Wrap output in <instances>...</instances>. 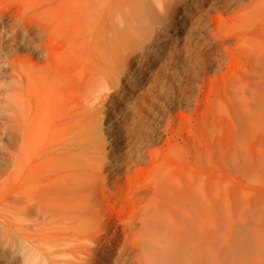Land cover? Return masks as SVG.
Wrapping results in <instances>:
<instances>
[{"label":"rangeland","instance_id":"374dc122","mask_svg":"<svg viewBox=\"0 0 264 264\" xmlns=\"http://www.w3.org/2000/svg\"><path fill=\"white\" fill-rule=\"evenodd\" d=\"M195 1L184 0L177 14L156 6L159 15L145 16L119 81L107 98L86 106L82 87L90 67L84 51L72 48L85 33L75 3L0 0V78L11 80L21 57L45 64L49 135L60 142L76 137L73 143L103 147L108 158L120 159L105 167V193L116 197L100 203L112 202L127 215L137 210L139 195L156 197L157 204L162 199L157 214H163L154 218L170 226L184 216L195 225L219 224L229 233L225 263L241 264L249 245L244 238L251 235L247 227L264 229V0ZM102 20L107 24L108 17ZM110 121L113 129L106 126ZM13 140L0 132V195L11 192L0 196L2 204L14 196L8 154ZM161 205L167 210L161 212ZM5 224L1 218L0 264H45ZM124 250L111 264H133L132 250ZM231 253L240 258L231 260Z\"/></svg>","mask_w":264,"mask_h":264},{"label":"bare ground","instance_id":"6f19581e","mask_svg":"<svg viewBox=\"0 0 264 264\" xmlns=\"http://www.w3.org/2000/svg\"><path fill=\"white\" fill-rule=\"evenodd\" d=\"M72 1L81 16L80 26L84 25L80 32H85L82 39L79 38L80 42L75 39L77 42L72 48L84 51L83 56L90 67L88 86L82 87L86 89L82 97L86 106H91L96 99L104 98L116 78L119 81L117 75L124 73V67L131 59V49L139 45H136L140 42L138 30L144 26L145 16L159 15L156 6L160 10L163 8L166 14H177L184 0ZM261 9L258 12L261 13ZM103 16L108 17L107 24L102 20ZM80 55L73 57L78 59ZM12 67L15 75L11 80L6 82L0 78V132H9L14 139L8 154L15 187L11 203L5 199L4 204L0 202V220L2 218L13 229L17 238L31 244L33 251L35 249L45 259V264H111L124 249L132 250L129 257L133 264H227L224 247L230 228L226 234L219 224L204 225L207 224L204 222L197 225L196 222L195 225L186 220L189 217L184 219V216V220L180 217L181 222H188L187 225V222H179V218L177 222L172 215L173 221L180 225L170 226L162 218H154L163 214H157L162 199L157 204V200L153 201L156 197L151 199V196H146L148 200L140 195L135 198L138 208L130 207L137 210L127 215L112 202L100 203L101 199L113 197V194L108 197L105 193V167L111 162L118 165L120 159L108 158V151L103 147L81 146L79 139L80 142L73 143L76 137L72 142H60L49 135L45 119L50 90L46 65L35 63L31 57H21ZM106 126L115 127L111 121ZM114 134L118 136L121 132L117 130ZM111 151L115 152L114 149ZM121 192L126 195L124 190ZM128 195L131 197L132 194ZM247 228L251 235L244 238L249 245L245 254H241V264H264V229L257 230L262 228L257 227L256 233L250 226ZM237 257V253H231V260Z\"/></svg>","mask_w":264,"mask_h":264}]
</instances>
